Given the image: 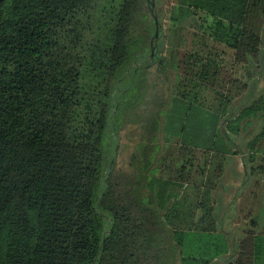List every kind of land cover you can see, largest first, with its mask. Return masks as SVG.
Returning a JSON list of instances; mask_svg holds the SVG:
<instances>
[{"label": "trees", "instance_id": "1", "mask_svg": "<svg viewBox=\"0 0 264 264\" xmlns=\"http://www.w3.org/2000/svg\"><path fill=\"white\" fill-rule=\"evenodd\" d=\"M163 17L0 0V264H264V0H176L166 64Z\"/></svg>", "mask_w": 264, "mask_h": 264}, {"label": "rangeland", "instance_id": "2", "mask_svg": "<svg viewBox=\"0 0 264 264\" xmlns=\"http://www.w3.org/2000/svg\"><path fill=\"white\" fill-rule=\"evenodd\" d=\"M175 3L176 0H155L156 10H158L164 16L162 18V25H163L164 40L166 42L165 52H164L165 64L168 62L169 59L168 53L171 47H173L175 44H178L184 49H194L197 46L196 45L197 39L195 35L196 33L200 34L201 32V31L199 32V29L195 28L194 25L188 26L187 29L174 26V24L170 19V15L172 10L174 9ZM202 24H206V23L201 22L200 25ZM203 32L205 31H202L201 33ZM220 57L223 60V55H221ZM236 70L239 76L248 78V73L246 76V74L244 73V68L240 66L237 67ZM138 138H139V131L136 128H130L129 130H126L122 133V137L120 140L121 142L120 152L118 156L119 168L126 169L128 167L131 155L134 151V147L136 142L138 141ZM236 168H238V170L240 171L238 172L239 173L238 176L243 177L244 175L243 167L241 166L240 162L238 163ZM227 182L228 180H226V183ZM229 183L235 184V181L230 180ZM263 190L264 187L261 188V191L259 192L258 204L254 208V210H255V214L258 213L259 216L263 218L262 224L264 225V194L262 193Z\"/></svg>", "mask_w": 264, "mask_h": 264}, {"label": "crops", "instance_id": "3", "mask_svg": "<svg viewBox=\"0 0 264 264\" xmlns=\"http://www.w3.org/2000/svg\"><path fill=\"white\" fill-rule=\"evenodd\" d=\"M258 210V209H257Z\"/></svg>", "mask_w": 264, "mask_h": 264}]
</instances>
